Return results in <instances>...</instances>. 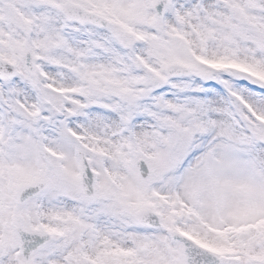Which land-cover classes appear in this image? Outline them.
Masks as SVG:
<instances>
[{"label":"snow or ice","instance_id":"snow-or-ice-1","mask_svg":"<svg viewBox=\"0 0 264 264\" xmlns=\"http://www.w3.org/2000/svg\"><path fill=\"white\" fill-rule=\"evenodd\" d=\"M0 264H264V0H0Z\"/></svg>","mask_w":264,"mask_h":264}]
</instances>
